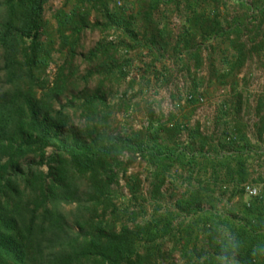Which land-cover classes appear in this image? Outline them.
<instances>
[{"label": "trees", "instance_id": "16d2710c", "mask_svg": "<svg viewBox=\"0 0 264 264\" xmlns=\"http://www.w3.org/2000/svg\"><path fill=\"white\" fill-rule=\"evenodd\" d=\"M49 1L0 0V79L8 85L0 89V264H191L204 247V232L216 220L231 225L248 247L264 240V194L249 200L241 197L238 205L224 210L216 206L218 185L232 186L244 196L242 184L257 183L251 180L246 156L251 141L240 124L223 130L214 154L198 153L196 147L204 151L212 139L199 125L186 128L184 122L174 121V115L165 124L151 122L144 131L125 136H111L95 127L88 138H64L66 116L61 110L51 112L63 93L64 67L51 87L45 75L56 41L75 51L92 11L101 18L92 29L116 35V40L90 52L92 61L111 59L120 48L141 49L156 60L168 54L178 61L187 52L199 68L205 42L227 40L235 52L227 60L232 72L260 47L256 43L249 48L242 41L249 25L246 19L224 26L218 14L210 16L208 11L224 0H184L186 22L174 35L154 13L177 0H123L121 5L118 0H66L54 15L57 28L51 32L44 18ZM258 3L248 8L254 21L264 17V1ZM83 4L90 8L85 10ZM140 19L145 23L142 31L135 27ZM99 106L106 113L103 119L108 118L110 107L99 93L83 103L91 114ZM257 129L261 141L264 124ZM183 131L184 143L178 140ZM162 133L170 142L161 140ZM123 154L139 156L153 167V199L161 196L175 167L190 169L187 192L171 204L156 206L144 223H137L139 213L131 212L132 225L119 224L111 185L123 170L119 159ZM198 154L204 162L197 160ZM207 167L213 175L209 179L201 172ZM127 186L137 199L138 177L132 176ZM218 211L223 215L217 216ZM174 253L181 262L175 261ZM243 259L244 264H264Z\"/></svg>", "mask_w": 264, "mask_h": 264}, {"label": "rangeland", "instance_id": "374dc122", "mask_svg": "<svg viewBox=\"0 0 264 264\" xmlns=\"http://www.w3.org/2000/svg\"><path fill=\"white\" fill-rule=\"evenodd\" d=\"M120 1L124 4L123 0ZM260 1L224 0L208 8L210 16L218 14L224 26L238 18L243 21L246 19L249 25L244 31L242 41H245L249 48L256 43L260 44L258 52L249 54L244 65L234 72L230 71L227 60L231 59L235 52L227 40L206 41L201 50L202 65L199 68L194 67V62L189 59L187 52H184L178 61L170 59L168 54L156 60L141 49L125 52L120 48L117 52H112L111 59L103 57L92 61L88 56L100 43L116 40V35L111 31L92 29L91 26L98 19L101 20L97 13L92 11L75 51L62 47L60 39L56 41L52 62L45 74L47 85L51 87L57 81L60 69L64 67L63 93L51 108L52 114L61 110L66 116L67 125L62 128V137L77 135L88 138V133L95 127L99 132L106 131L111 136H125L131 132L144 131L151 122L156 126L165 124L174 115V121L184 122L186 128L199 125L205 135L213 138L210 140V146L204 151L196 147L200 154H214L215 146L226 126L235 127L240 124L249 139L259 140L257 127L262 128L264 124L261 119L264 115V17L260 16L254 21V18H251L254 15L253 10L248 8H254L252 4L256 2L262 4ZM64 6L66 0H50L46 4L44 18L51 32H55L57 28L54 15ZM82 7L85 10L90 8L88 4H83ZM154 15L160 25L168 26L174 35H178L187 17L184 0L164 4ZM144 26L143 19L135 24L141 31ZM67 34L70 32L67 31ZM111 64L113 67L110 71ZM7 87L5 81L0 79V89ZM38 92L40 96L42 91ZM95 93H99L110 107V114L106 119H103L106 113L101 106L92 114L86 112L83 107L85 99ZM189 95L194 96L193 101L187 100ZM198 96L203 97V102L200 103L196 99ZM161 140L169 141L163 133ZM178 140L186 142L187 132L183 131ZM200 154L197 160L204 162V157ZM119 159L123 170L119 171L118 177L111 185L119 224L128 221L131 226L132 223L128 219L131 212L139 213L137 223L148 221L156 206L173 203L185 194L190 186V169L175 167L172 176L161 188V196L157 195L158 198L153 199V167L139 156L123 154ZM195 172L196 170L194 175L198 173ZM251 174V180H256L255 185L261 194H264V168L260 169V173ZM132 176L139 179L137 199H134L127 186ZM215 195L219 210L238 205L242 198L246 200L245 196L235 192L232 186L227 188L221 184L216 187ZM64 208L69 211L72 206ZM166 249H169L168 245ZM173 256L175 261H182L179 253H174Z\"/></svg>", "mask_w": 264, "mask_h": 264}, {"label": "clouds", "instance_id": "9594fccd", "mask_svg": "<svg viewBox=\"0 0 264 264\" xmlns=\"http://www.w3.org/2000/svg\"><path fill=\"white\" fill-rule=\"evenodd\" d=\"M223 213L218 211L217 216ZM204 247L191 264H244V257L251 262L264 261V240L248 247L242 236L228 223L216 220L202 237ZM209 248L215 250L209 252Z\"/></svg>", "mask_w": 264, "mask_h": 264}, {"label": "crops", "instance_id": "0c3cea01", "mask_svg": "<svg viewBox=\"0 0 264 264\" xmlns=\"http://www.w3.org/2000/svg\"><path fill=\"white\" fill-rule=\"evenodd\" d=\"M225 129L231 130L234 128L231 125V127L226 126ZM211 139H213V138H211ZM250 141H251L252 146L249 149H247V151H246V156H248V158H249L248 159V165H249L251 172L260 173V169L264 168V136L262 137L261 141H259L257 139H253V140L250 139ZM259 165H261V167H259ZM195 170L198 171V168H196ZM197 171L195 172V174L197 173ZM201 172L208 179L213 177L212 170L208 167H207V170L205 172H204V170H202Z\"/></svg>", "mask_w": 264, "mask_h": 264}, {"label": "built area", "instance_id": "2783aa9c", "mask_svg": "<svg viewBox=\"0 0 264 264\" xmlns=\"http://www.w3.org/2000/svg\"><path fill=\"white\" fill-rule=\"evenodd\" d=\"M118 5H121V1L118 0ZM200 103L203 102V97L198 96V98H196ZM188 101H193L194 100V96L193 95H189L187 98ZM169 126H172V124H169ZM241 190L246 198V200L258 197L260 195V189L258 188V186H256L253 183L247 182L242 184L241 186Z\"/></svg>", "mask_w": 264, "mask_h": 264}]
</instances>
